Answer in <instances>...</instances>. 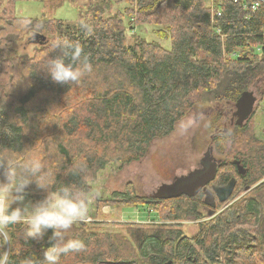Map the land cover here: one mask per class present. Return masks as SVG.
I'll return each instance as SVG.
<instances>
[{"label": "trees", "instance_id": "trees-1", "mask_svg": "<svg viewBox=\"0 0 264 264\" xmlns=\"http://www.w3.org/2000/svg\"><path fill=\"white\" fill-rule=\"evenodd\" d=\"M113 1L125 3L124 10L116 9L108 17L95 13L88 26L85 19L73 24L44 16L0 14V44L7 42L0 48V151L22 156L34 147L56 173V187L73 183L84 186L78 174H66L71 166L83 165L82 175L89 183L109 163L139 159L153 139L170 134L175 123L197 103L224 102L226 112L231 113L241 93L264 79L263 4L253 9L254 0ZM21 21L29 25L17 31ZM142 26H153L158 39L147 40L135 34V29ZM129 30L134 31L131 41L126 40ZM29 34L44 42H38L30 56L17 52L11 56V46ZM56 37L79 41L83 47L82 59L87 57L91 72L77 83L56 84L44 71L36 70L41 54ZM160 40H167L169 48ZM59 54L58 50L51 53L53 57ZM31 62L36 70L29 77L32 86L13 84V72H20ZM252 118L230 128L246 132L237 154L248 174L255 173L248 181L250 186L255 185L251 191L255 193L249 200L243 197L227 209L216 211L212 222L200 224L196 234L203 246L201 258L192 256L190 261L183 257L191 248L188 244L179 246L181 240L176 245L179 258L174 255V240L181 231L171 227H127L129 239L120 233L100 234L74 225L68 235L83 240L86 250L62 256L59 264H74V259L79 264L104 263L103 252L126 261L136 258L132 248L143 242H149L153 251H141L144 264H162L168 259L175 264L182 258L181 264H215L220 255L223 260L218 264H245L250 257L264 262V141L253 136ZM226 130L222 128L219 134L225 136ZM253 153L256 156H248ZM87 187L91 188L89 184ZM128 187L113 192V198L121 197L116 201L119 205L155 207L159 201H170L174 207H170L169 217L174 220L183 218V212L189 210L183 209L188 208L184 205L187 202L178 204L184 196L143 199L131 185ZM45 194L33 182L26 196L41 200ZM6 229L12 232L8 264H40L43 250L54 243L49 240L51 229L40 239H26L20 225ZM107 240L121 243L126 253L119 254V246ZM73 256L79 257L71 259Z\"/></svg>", "mask_w": 264, "mask_h": 264}, {"label": "rangeland", "instance_id": "rangeland-1", "mask_svg": "<svg viewBox=\"0 0 264 264\" xmlns=\"http://www.w3.org/2000/svg\"><path fill=\"white\" fill-rule=\"evenodd\" d=\"M125 6V3L113 0H4L0 6V14L5 13L16 17L30 18H40L44 16L60 19L64 22L73 24L80 23L81 20L85 19L83 21L85 23L84 25L88 26L92 24L93 15L95 13L101 12L103 17H108L113 15L117 11L116 9L124 10ZM152 29L153 26H142L136 28L135 32L129 30V34H126V40L131 41V33L133 32L147 40H156L158 38L153 33ZM38 42H44V40L34 39L31 34H29L25 36L24 39L11 46L12 51L10 55L12 56L14 52H17L20 55L30 56L32 54V49L38 47ZM160 42L165 48H169V42L167 40H160ZM248 90L254 92L257 97V102L254 105L255 110L252 123L250 122L254 130L252 134L259 141H264V94H259L260 91L264 90V79H261L254 86H250ZM226 108L227 105L219 101L197 103L194 108L189 110L175 123L170 134L153 139L142 157L125 164L109 163L104 169L98 171L95 179L88 183L91 188H95L101 193L90 205L89 219L92 221L80 222L75 224V226L82 227L89 232L100 234L120 233L121 235L127 236V238H129L126 233L127 227L144 226L150 229L171 227L181 231V234H196L201 226L200 224L205 225L209 223V220H203L204 218H201L205 215L204 211H202L203 214L197 215L198 219L197 216H193V214L199 213H197V210L194 211V208L201 211L204 207L198 206L197 202L191 201L188 197L181 199L178 204L187 202L184 205H187L188 208L183 209L189 210L183 212V218L174 220L161 217V215L171 216L170 207H174L173 202L159 201V204L155 207L153 205H119L116 201L121 197L117 196V198H113L112 195L113 192H123L131 185L135 194L143 199H148L147 197L152 199L158 186L164 182L173 180L175 177L183 176L192 168L197 167L200 158L204 153L208 152L211 147L213 151L211 150L209 153H211L213 157L221 160L222 166H219V168L222 169H220V171L233 173V170H230L232 167L231 159L239 157L237 153H239L240 139L242 135H246V132L240 131V129L234 127L230 128L231 126H229L228 123L229 114L226 115ZM208 118L213 119L207 122ZM222 128L227 129V134L225 136L219 134ZM248 156L252 158L256 156V153ZM241 193L238 194V198L236 197L237 199H240L245 194L241 195ZM253 193L255 192H249L246 193V195H251ZM29 201L35 203L39 201V199L33 195H28L25 197L24 203H28ZM188 203L190 204L188 205ZM194 203L197 207L193 205ZM17 206L23 205L13 203L11 207ZM143 206L148 207V210L142 211ZM222 208L223 204L219 205L216 208L217 212ZM156 209L160 211L161 218ZM109 217L111 219L107 222L102 223L97 221V219L105 220L109 219ZM11 233L12 232L8 229H4L3 232L0 231V249L3 251H9ZM197 235L198 242L200 235ZM5 238L10 242L5 243ZM107 241H109L110 244L113 242L115 247L119 246L117 247L121 251L119 254L123 252L126 253L121 243L111 240ZM122 242L129 245L128 242ZM200 246L202 251L197 245V248H194V254H192V256L201 258V255H203V246ZM132 249L135 251L134 255H136V258H128L126 261H123L122 256L114 258L113 256H116L115 254L103 252L107 262L97 264H137V261L144 264L143 262L145 259L142 258L145 257L141 256V251L147 254L153 252L149 242H143L139 247L134 246ZM75 257L79 256H73L71 259ZM222 260L223 255H220L216 259L215 264H218ZM72 263L79 264L80 261L74 259ZM21 264H29V261L22 262ZM261 264H264V262Z\"/></svg>", "mask_w": 264, "mask_h": 264}, {"label": "clouds", "instance_id": "clouds-1", "mask_svg": "<svg viewBox=\"0 0 264 264\" xmlns=\"http://www.w3.org/2000/svg\"><path fill=\"white\" fill-rule=\"evenodd\" d=\"M28 21L17 24V31H24ZM7 42L0 44V48ZM59 51L53 57L51 53ZM83 47L79 41L68 37H56L51 40L41 54L39 68L56 84L79 82L85 73L91 72L87 57L83 56ZM32 62L20 72H13V84L31 87L29 77L34 71ZM20 124L19 121H17ZM83 165L67 169L66 174H78L83 181L80 184H60L56 187V173H53L46 163L43 154L33 148L27 149L22 156L11 151H0V231L9 226L20 225L26 239H40L52 230L50 241H54L43 250L40 264H59L61 257L69 253H80L86 250V245L80 238L68 235L72 227L89 220V210L92 202L101 193L95 188L87 187L88 177ZM35 183L37 189L44 190L46 195L35 203H24L27 189ZM13 203L23 206L11 208ZM11 209V210H10ZM10 242L5 238V243ZM7 251L0 252V264H8ZM31 264V262H29ZM245 264H261V258H246Z\"/></svg>", "mask_w": 264, "mask_h": 264}, {"label": "flooded vegetation", "instance_id": "flooded-vegetation-1", "mask_svg": "<svg viewBox=\"0 0 264 264\" xmlns=\"http://www.w3.org/2000/svg\"><path fill=\"white\" fill-rule=\"evenodd\" d=\"M230 111H231V113L228 112V113H226V115L229 114V122L228 123H229V126H232V125H235L237 123L235 121L237 118V116L235 115V107H234V110L232 108ZM232 111H234L233 114H232ZM211 150L213 151L212 147H211V149H209V151H211ZM209 151L204 153V155L200 158V160L198 161L197 167L192 168L187 174L183 175V179H182L180 185H183V184H186L189 182H193L198 176L205 173L211 165H215L214 177L212 179H209L205 184H203V186L198 190V192L195 195L181 194L180 196L188 197L191 201L197 202L198 206L204 207L203 208L204 210L201 209V211H199V209L194 208V211L197 210V213L199 212L198 214H203L202 211H204L205 215L201 218H204L203 220L208 219L210 222L211 219L213 217H215L214 215H216V213H217L216 208L219 205L223 204V210H225L232 203L238 202V200H241L243 197L245 200H249L251 195H246V193L251 192L256 187H255V185L250 186L248 184L249 177L252 175H255V173L251 172L248 174V170L245 168L242 159H238V157H237L233 161H231L232 162L231 166L234 168L235 173L228 172V171H220L219 166H222L221 160L216 158V157H213L211 155V153H209ZM225 177H227V179ZM176 179L177 178H174L173 180H170L169 182H164V183H172ZM231 179L234 180V186H233V189L231 191V194L224 202H221L219 200V196L216 193V188L225 186ZM180 185L176 186L175 188H166L165 190L168 193L170 191L171 192H174V191L177 192ZM240 193H241V195H243L244 193L245 194L240 199H237L238 198L237 196ZM171 198L172 197H169V198H163V197L162 198H158V197L153 198L152 197V200H158V199L162 200V199H171ZM193 205L195 206V203ZM195 207H197V206H195ZM181 235H177L176 239L174 240V251H173V253H174V255H176L178 257V247H176V245H177L178 241L181 240L180 244L181 243L182 244H188V246L191 248V251L185 250L183 253V257L185 256V258L187 260H190L192 257V254H194V248H197V245H198L201 249L200 243L197 242L198 235L197 234L193 235V233L181 234ZM248 235H250V237H251L252 233L250 234L248 232ZM180 244H179V246H182V244L181 245ZM201 251H202V249H201ZM169 261L171 262L170 264H172L174 260L168 259V260L164 261L162 264H165ZM182 261H183V258L181 259V261H178V263L181 264ZM178 263L175 262V264H178Z\"/></svg>", "mask_w": 264, "mask_h": 264}, {"label": "water", "instance_id": "water-1", "mask_svg": "<svg viewBox=\"0 0 264 264\" xmlns=\"http://www.w3.org/2000/svg\"><path fill=\"white\" fill-rule=\"evenodd\" d=\"M256 102V97L253 94L251 90H246L241 93V95L238 97L236 102L234 103L235 107V115L236 118V124L240 125L244 121H246L250 115L253 112L254 105ZM215 172V165H211L208 170L198 176L193 182H189L183 185L181 184V181L183 179V176L175 177L177 178L172 183H163L161 184L157 189L155 194L153 195V198H169V197H177L181 194H187V195H195L198 190L205 184L209 179H212L214 177ZM179 186L177 192H167L166 188H175L176 186ZM234 186V180L231 179L225 186L216 188V193L219 196V200L221 202H224L231 194V191ZM171 262H167L165 264H170Z\"/></svg>", "mask_w": 264, "mask_h": 264}, {"label": "built area", "instance_id": "built-area-1", "mask_svg": "<svg viewBox=\"0 0 264 264\" xmlns=\"http://www.w3.org/2000/svg\"><path fill=\"white\" fill-rule=\"evenodd\" d=\"M261 4L264 5V0H254V3H253V5H252V8H253V9H256V8H258ZM217 14H219V13H217Z\"/></svg>", "mask_w": 264, "mask_h": 264}, {"label": "crops", "instance_id": "crops-1", "mask_svg": "<svg viewBox=\"0 0 264 264\" xmlns=\"http://www.w3.org/2000/svg\"><path fill=\"white\" fill-rule=\"evenodd\" d=\"M142 211H147V209L145 210V208H142ZM115 212V211H114ZM111 218L109 217V219H105V220H100V219H97V221H99V222H102V223H104V222H107V221H109ZM113 219H115V218H113ZM143 221H146V220H143ZM143 221H141V222H143ZM151 221V220H150ZM149 221V222H150ZM117 222V221H116ZM131 222H134V221H131Z\"/></svg>", "mask_w": 264, "mask_h": 264}, {"label": "bare ground", "instance_id": "bare-ground-1", "mask_svg": "<svg viewBox=\"0 0 264 264\" xmlns=\"http://www.w3.org/2000/svg\"><path fill=\"white\" fill-rule=\"evenodd\" d=\"M212 2V1H211ZM137 5V4H136ZM242 5V4H241ZM137 10V9H136ZM114 207V206H113ZM160 212V211H159ZM163 212V211H162ZM162 216V215H161ZM215 216V215H214ZM148 217V216H147ZM169 217V216H168ZM161 218V217H160ZM170 218V217H169ZM175 219V217H174ZM212 222V221H211ZM89 223V222H88ZM102 225V224H101ZM169 226V225H168ZM145 227V226H144ZM152 229V228H151ZM156 230V229H155ZM182 236V235H181ZM177 237V236H176ZM194 237V236H193ZM185 238V237H184ZM184 240V239H183Z\"/></svg>", "mask_w": 264, "mask_h": 264}]
</instances>
